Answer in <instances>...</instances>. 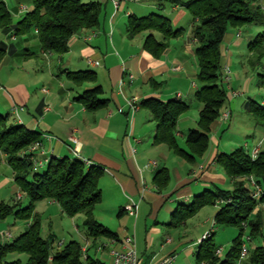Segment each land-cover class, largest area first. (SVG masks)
<instances>
[{
  "label": "crops",
  "instance_id": "obj_1",
  "mask_svg": "<svg viewBox=\"0 0 264 264\" xmlns=\"http://www.w3.org/2000/svg\"><path fill=\"white\" fill-rule=\"evenodd\" d=\"M82 1H96L101 4L98 25L94 29H82L74 33L68 39L67 52L62 55L43 51L36 31L13 36L11 32L5 33L1 30L5 36H10V41L6 43L0 40L7 48L0 60V115H9L12 123L22 124L26 129L38 133L41 146L35 155L40 159L73 158L74 142L70 140V135L76 136L80 144V158L102 169L98 187L102 194L101 201L111 199V213L116 212L117 216L127 214L123 207L128 198L138 202L136 215L127 214L132 220V231L119 225L113 231L117 236L115 239L97 238H102L104 243L109 244L105 249L110 263L111 248L119 246L114 241L132 236L139 264H155L171 254L175 255L173 264H193V261L195 264H204L198 262L196 257L200 243L198 239H187L186 233H178L175 244L169 229L163 234L165 238L161 236L162 226L173 228L183 223L185 226L184 221L170 224L171 215L179 205L190 204L195 195L205 190L215 191L217 188L232 190L233 182L222 172L216 157L220 153H229L239 148L233 145L228 149L221 142V136L226 130L225 122L230 121L227 129L233 126L231 119L235 99L246 97L242 105L253 117L255 126L260 127L261 133L251 143L245 141V149L240 147L246 153H250L257 146L260 147V152L264 150V120H257L248 102L253 99L259 106H264V95H257V99L249 95L248 85L251 78L244 81L240 90L234 87L230 78V86L241 94L232 97L230 88L224 85L228 94L221 111L229 110L230 116L227 120L217 118L211 123L206 152L193 161L177 155L166 144L154 142L156 122L142 102L151 98L167 102L179 95L178 98L190 104V108L179 116L175 132L177 144L187 150L186 134L197 127L201 109V105L194 98L197 88V63L194 53L196 41L191 29V15L183 5L187 0ZM18 2L19 21L32 9V5L25 0ZM21 7L25 9L22 11ZM151 13L168 17L172 29H185L181 36L168 40L166 47L158 55L148 51L144 47V41L150 33L156 40H162L159 32L142 31L132 36L127 28L129 16L140 17ZM185 20L186 27L182 25ZM17 22L12 21L13 24ZM92 30L96 35L84 40L83 37ZM247 31L242 28L232 29L225 34L221 46L222 63L230 67L234 50L239 49L244 42L247 47L249 41L258 34ZM238 32L240 36H237ZM243 57L254 67V57L249 56V52ZM81 70H92L96 77L95 82H74L69 72ZM95 84L102 88L99 98L106 99L107 103L103 108L89 110L77 98ZM255 84L258 89H264L260 87L258 76ZM130 98L136 100V110L126 104V99ZM150 161L155 163L148 165ZM0 164L6 173L0 179V188H8L7 199L3 200L9 204L17 201L22 203L24 200L26 204L24 193L14 181L7 156L1 150ZM46 164L47 162L42 165V169H45ZM162 169L165 170L167 178L163 183H157L155 176ZM17 194L21 195L20 199H17ZM40 202L49 214L63 212L56 201L44 199L35 204L33 213L38 216L41 215L37 207ZM209 206L218 208L215 203ZM12 216L11 224H6L5 220L0 221V234H9L4 239L6 241H12L28 227L27 221L19 223L20 218L15 214ZM83 237L86 241V235ZM94 246L97 247L95 244ZM181 248L186 253L182 258L177 253ZM95 250L97 251L96 248ZM103 258L99 257L101 261Z\"/></svg>",
  "mask_w": 264,
  "mask_h": 264
},
{
  "label": "trees",
  "instance_id": "obj_2",
  "mask_svg": "<svg viewBox=\"0 0 264 264\" xmlns=\"http://www.w3.org/2000/svg\"><path fill=\"white\" fill-rule=\"evenodd\" d=\"M25 1L32 5V9L13 24L6 3L0 0V30L11 32L13 36L36 31L43 51L62 55L67 52L68 39L74 33L82 29H94L98 25L101 4L96 1ZM183 5L191 15V29L196 41L194 53L198 84L194 98L201 105L197 127L190 129L185 137L187 150L179 147L175 132L179 116L190 108V104L178 97L167 102L151 98L142 103L150 110L156 122L154 142L164 143L177 155L193 161L206 152L210 125L218 118L227 98L222 82L221 46L224 36L232 29L238 30L253 24L264 25V10L258 0H187ZM127 28L132 36L142 31L159 32L162 40H156L150 33L144 41V47L154 55H158L166 47L168 40L185 32L184 28L172 29L169 18L157 13L140 17L131 15ZM247 47L249 54L256 57L252 65L261 63L264 58V30L249 41ZM6 49V45L0 43V60ZM69 75L76 83H94L96 80L92 70L69 72ZM257 75L260 87H264V69ZM101 93V86L95 84L77 99L87 109L97 110L107 103L106 99L99 98ZM248 102L253 114L264 118V106H259L253 99ZM39 140L37 132L26 129L22 124L12 123L9 115H0V150L6 154L14 181L27 200L23 206L19 201L12 204L0 201V221L15 214L28 222L27 229L12 241L4 240L0 235V264H105L89 253V247L84 257L82 245L77 240H71L53 252V237L43 238L40 235L39 216L32 213L38 201L48 199L56 201L69 217L84 215L83 225L87 239L117 237L115 232L93 217L96 205L102 200L98 187L102 169L94 164L86 165L74 156L49 158L43 171H34L28 155L22 156L21 152ZM216 160L230 178H255L261 186L259 198H253L252 189L241 180L231 191L218 188L215 191L205 190L195 195L190 204L179 205L171 215L170 224H179L199 208L214 204L216 199L221 198L223 203L217 208L213 224L235 227L237 236L233 238L223 258L215 254L219 246L215 244L213 235L206 237L197 246L196 257L198 262L204 264H216L218 257L217 264H237L240 245L247 242L242 238L240 224L258 204L264 208V150L252 159L249 153L239 147L229 153L218 154ZM155 178L157 183H163L167 178L165 170L158 171ZM258 230V224L255 223L248 234L254 235ZM22 255H25L24 262L21 260ZM249 258L251 264H264V241L249 250Z\"/></svg>",
  "mask_w": 264,
  "mask_h": 264
},
{
  "label": "rangeland",
  "instance_id": "obj_3",
  "mask_svg": "<svg viewBox=\"0 0 264 264\" xmlns=\"http://www.w3.org/2000/svg\"><path fill=\"white\" fill-rule=\"evenodd\" d=\"M3 1L6 2L7 7L12 15V21L17 22L19 19L17 18L18 17L17 9L19 7L18 0H3ZM166 5L169 6V3H166ZM182 25L186 27L185 25H187V20H185ZM242 29L244 31L249 30L253 34H256L264 30V25L253 24L246 26ZM247 35L250 34H245V36ZM1 39L2 41L8 43L10 41V36L9 35L5 36V34L0 30V40ZM247 53L248 51L245 42L241 45L239 49L234 50V53L232 55V64L229 67L230 69L229 75L231 78V83H233L234 87L239 90L243 88L244 81L246 79L251 78V80H249V85H248L250 91L249 95H251V97H253L254 99H257V95L259 94L264 95V89H258L255 84L258 76L257 73L261 70V66L264 64V58L262 59L261 63H257L258 67L257 66L251 67L248 61L244 59L245 57H243V55H246ZM249 56L254 57L252 60L255 61L256 57L252 53L249 54ZM195 81L198 84L197 80ZM226 92H228V90ZM245 98L246 97L235 99V108H232L233 111L232 119H231L232 120L231 123H233L232 128L227 129L228 127L227 125L230 124V121L225 122L226 125H224L225 126L224 129L226 130H224V133L221 136V142L225 143L228 149L232 148L233 145L234 147H240V146L244 147L245 141L251 143L255 138H259V136L261 135L260 127L255 126L253 117L245 111L242 105L243 102L245 101L244 100ZM256 118L259 121L264 120L263 117L260 118L256 117ZM255 127L257 129H255ZM259 153L260 152H258L257 156L259 155ZM0 166H1L0 173L2 175V176L0 175V179H1L3 175H5L6 173L4 172V167L2 166V164H0ZM39 171L41 172L43 171V169L40 168ZM222 172L225 173L223 168H222ZM249 178L235 177L230 179L233 182V188L236 186V183L241 180L245 182L244 184H246L248 188L253 189V186L251 185ZM253 179L255 180V178ZM7 190L8 188H6V186L0 188V201L6 202L3 199H7L6 197ZM110 201H111L110 198H106L100 203H98L96 205V209L93 211V217L112 231H115L116 227L119 225L125 226L132 231L134 228H133V224H131L132 223L131 217L128 216L127 214H124L123 216H117L116 212L111 213L109 209L111 205ZM214 203L217 206H219L220 204L223 203V200L221 198H218L215 200ZM23 204H24V200L22 201V206ZM37 207L38 210L41 212V215L39 216L40 235L44 238H48L50 236L53 237L51 251L54 252L55 250L60 249L64 244L68 243L71 240H77L80 242L82 246L85 245L86 243L88 244L89 246L88 251L92 256L98 258L100 257V259L104 257L102 259L103 262L105 264H110L109 259L106 257L107 249H104V251L102 252L95 250V248L97 249V247H95L94 244L98 246L104 243V241H102V238L97 240L86 239V241L83 239L84 238L83 235H86V229L83 225V220H84L83 214H78L75 217L71 218L61 211H59L58 214H53V215L52 213L49 214L48 212H46L45 208H43L44 205L41 202L37 205ZM216 211L217 209L215 207L205 205L199 208L193 214L189 215V217L185 218L184 220V222L186 223L185 226L183 225L184 223L173 228L169 226H162L163 230L161 236L165 238V235L163 234L166 232L165 231L166 229H169L171 238L172 239L174 238V242L176 244L177 243L176 241L178 239V233L181 234L186 233L187 239L194 238V239H198V241H201L202 236L208 231H211L210 236L212 235L213 232H215L213 234V240L215 244L219 246L220 249L219 252H217L216 250L215 254L223 258L225 253L230 248L233 238L237 236L238 231L235 227H231V226H220V225L214 226L213 220ZM33 214L34 213H32V215ZM4 220L6 224H11L13 222V216L10 215ZM18 221H20L19 223H24L23 220L21 219H18ZM255 223L258 224L259 230L254 235H249L248 233L251 232V226ZM240 228H242V236H243L242 238L247 242H243L240 245L237 264H251L249 258V250L253 249L255 246L261 245L264 241V208L261 204H258L252 210V212L248 213L247 219L241 222ZM210 236L208 238H210ZM58 241H62L63 245L58 246L57 245ZM244 248H246V251L245 254L242 255V252H244ZM177 253L178 256H181V258L186 255V253L182 248L177 250ZM219 257H218V261H216V264L219 262ZM21 260L22 262L25 261V255H22ZM193 264H195V261H193Z\"/></svg>",
  "mask_w": 264,
  "mask_h": 264
},
{
  "label": "built area",
  "instance_id": "obj_4",
  "mask_svg": "<svg viewBox=\"0 0 264 264\" xmlns=\"http://www.w3.org/2000/svg\"><path fill=\"white\" fill-rule=\"evenodd\" d=\"M136 1H140V0H136ZM260 6L262 7V9L264 10V0H258ZM22 11L25 9V7H21L20 8ZM96 35L95 31H90V33L86 36L83 37L84 40H89L92 37H94ZM237 36H240V32L237 33ZM91 63V62H90ZM261 69H264V65L261 66ZM230 69L229 66L225 63H222V82L223 84H226L228 86V88H230V92H231V96L232 97H237L238 95H240V92L237 90H234L231 86H230ZM129 77L131 78L132 75H129ZM177 97H179V95H177ZM126 104L132 109V110H136L138 108L137 104H136V100L134 98H130V99H126ZM17 110L15 109V112ZM230 116V111L229 110H225L223 112H220L218 118L222 121L227 120ZM70 140L72 142H74V148H73V154L74 156L80 158L79 156V140L76 136H74L73 134L70 135ZM41 143L40 140L39 141H35L34 143H32L31 145H29L25 150H23L21 152V155H28L29 160L32 162V166H33V170L37 171L40 168H42V165L44 163H46L49 160V157H44L43 159L37 158L35 155V152L40 148ZM258 152H260V147L257 146L255 147L250 153V157L252 159L256 158ZM43 153V152H42ZM81 159V158H80ZM82 160V159H81ZM86 165H89L90 163L88 161L82 160ZM155 162L150 161L148 163V165H152ZM251 185L253 186V194L252 197L258 199L261 193V187L257 184L256 180H254L252 177L249 178ZM21 195L17 194V199H20ZM139 204L137 201L133 200L132 198H128L127 203L124 205L123 209L124 211L130 215V216H135L138 210ZM214 223V221H213ZM211 231H208L207 233H205L202 236V239H205L206 237L210 236ZM1 237L3 239H5L6 237H9V234H0ZM115 244H118L119 246L117 247H113L110 250V255H111V263L110 264H139V257L135 251V247H134V239L132 236H125L123 237L121 240L118 241H114ZM58 246L63 245L62 241H58L57 242ZM109 244L107 243H102L100 245L97 246V250L101 251L104 250ZM88 244L86 243L85 245L82 246V252H83V256L85 257V253L88 249ZM220 249H217V252H219ZM246 248H244V252H242V255L245 254ZM175 260V255L171 254L168 255L164 258H162L161 260H159L158 262H156L155 264H173Z\"/></svg>",
  "mask_w": 264,
  "mask_h": 264
}]
</instances>
